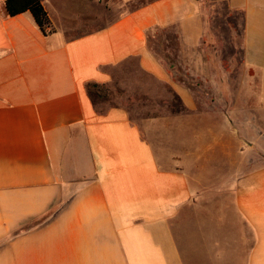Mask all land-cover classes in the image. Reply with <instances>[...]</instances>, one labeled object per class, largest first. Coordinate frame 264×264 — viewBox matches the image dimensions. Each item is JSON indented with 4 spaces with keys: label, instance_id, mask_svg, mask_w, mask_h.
<instances>
[{
    "label": "crops",
    "instance_id": "1",
    "mask_svg": "<svg viewBox=\"0 0 264 264\" xmlns=\"http://www.w3.org/2000/svg\"><path fill=\"white\" fill-rule=\"evenodd\" d=\"M40 1L47 35L0 1V264H264V166L237 171L230 123L149 48L174 29L182 78H229L239 17L264 104V0ZM133 61L181 104L158 145L88 93Z\"/></svg>",
    "mask_w": 264,
    "mask_h": 264
},
{
    "label": "rangeland",
    "instance_id": "2",
    "mask_svg": "<svg viewBox=\"0 0 264 264\" xmlns=\"http://www.w3.org/2000/svg\"><path fill=\"white\" fill-rule=\"evenodd\" d=\"M114 3L117 5L118 1L113 0L109 6L112 7ZM239 21L238 17L235 61L228 69L229 78L227 76L223 78L222 75L216 78L210 66L201 80L182 78L181 74L184 72L179 67V42L174 29L156 31L154 38L149 41V46L168 68L173 67L174 80L182 81L187 85L197 83L200 86L204 92L199 99L200 111L203 112L200 116L201 122L230 123L229 130L220 132L221 136L235 139L236 169L247 171L249 168L253 170L264 166V104H261L258 98V84L254 81L248 83V78L241 66L242 39ZM225 64L227 65V62ZM217 79L224 81L218 83ZM228 80L234 97L230 99L216 97L218 93L229 90ZM100 86V88L91 89L98 96L94 103L102 108L115 106L125 109L129 118L137 123L146 132L147 137L157 145L163 140V118L179 116L181 104L171 87L140 71L134 61L117 69L111 81ZM212 113L219 114L218 120ZM152 120L159 125H151ZM173 120L169 122H179ZM176 133L178 135L177 131L171 135L172 140ZM199 262L198 264H207L204 260Z\"/></svg>",
    "mask_w": 264,
    "mask_h": 264
},
{
    "label": "trees",
    "instance_id": "3",
    "mask_svg": "<svg viewBox=\"0 0 264 264\" xmlns=\"http://www.w3.org/2000/svg\"><path fill=\"white\" fill-rule=\"evenodd\" d=\"M4 6L9 17H14L16 15L29 12L44 35H47L51 32L48 15L40 0H5ZM100 87L101 86L98 84H90L88 86V93L93 102L96 98H98V96L93 93L91 89ZM176 98L178 97L176 96Z\"/></svg>",
    "mask_w": 264,
    "mask_h": 264
},
{
    "label": "built area",
    "instance_id": "4",
    "mask_svg": "<svg viewBox=\"0 0 264 264\" xmlns=\"http://www.w3.org/2000/svg\"><path fill=\"white\" fill-rule=\"evenodd\" d=\"M0 1H3L4 2L5 0H0Z\"/></svg>",
    "mask_w": 264,
    "mask_h": 264
}]
</instances>
